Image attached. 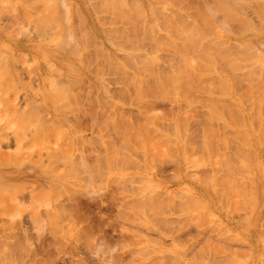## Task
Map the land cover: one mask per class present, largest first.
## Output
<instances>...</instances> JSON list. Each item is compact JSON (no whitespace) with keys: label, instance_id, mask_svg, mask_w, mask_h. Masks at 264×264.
<instances>
[{"label":"rangeland","instance_id":"obj_1","mask_svg":"<svg viewBox=\"0 0 264 264\" xmlns=\"http://www.w3.org/2000/svg\"><path fill=\"white\" fill-rule=\"evenodd\" d=\"M156 1L0 0V264H264V0L220 4L257 45L236 70L189 52L200 16L174 26L209 4Z\"/></svg>","mask_w":264,"mask_h":264},{"label":"bare ground","instance_id":"obj_2","mask_svg":"<svg viewBox=\"0 0 264 264\" xmlns=\"http://www.w3.org/2000/svg\"><path fill=\"white\" fill-rule=\"evenodd\" d=\"M122 1H123V0H122ZM166 1H167V0H166ZM166 1H165V0H160V2H159V1H156V4L164 5V4H166L167 2L170 1V3L172 2L173 5H174L175 2H173V1H176V0H172V1H171V0H168L167 2H166ZM222 1H223V0H221V1L219 0V2H218V0H213V3L215 2L214 4H217L216 2H218L219 5H215V8H214V5H213L212 8H214V9H212V8H211V5H212L213 3H212L211 1H210V3H207V2H209L208 0H207V2H206L205 0H203V2H205V5H206V4H207V5H208V4L210 5V4L212 3L210 6H209V5H208V6L206 5L207 7H206V6H205V7H206L207 11H208V10L211 11V12H210L211 14H210V13H209V14H210V16H213V17H212V18H213V21H214L215 18L217 19V20L215 19V21H214L215 24H214V25H212L213 22H212L211 20H210V21H211L212 23L208 24L209 22H208L207 20H208V18H209V19H211V18H210V16H208V14H206V13H208V12H206V11H205L206 13H205L204 15H207V18L203 15L205 9L203 10V5L201 6L200 4L198 5V7H196V8H199V9H195V8H194V7H195L194 5L197 6V4H194V5H193L194 7H193V6H189L190 8H192V7L194 8L193 14H196V13H197V15H193L192 12H190L192 15H191V14H189V15L187 14V16H186V15L184 16V14H183V13L180 14L181 12L179 13V11H178V13H177L178 15H177V14H175L177 11L175 10V12H174V10H173L172 8H167L166 6H162V8H163V9L166 8V10H168V11L171 9V10H172L171 13L173 14V16H174V15H177V16L179 17V14H180V19H179V20L183 21L184 23H183V25H182V22H181V24H180V21H179V23H177V22H178V17H177V16H176V17L174 16V17H175V20H173V21L176 22V25H174L175 27H176L177 25L184 26V24H186V20H187V22L190 21L189 24H191L190 27L192 28V29H190V30H191V31L193 30L194 33H195V31H194L195 28L198 29V30L200 31L199 26L196 25V24H198V23L195 24V23H193V21L188 20V19H191V18H193L194 16H195V17H194L193 19H195V18H198V17L200 16L201 18H198V19L203 21L202 23L204 24V29H206V30L204 31V33H205V32H206V33L210 32V33H209L210 35L214 34L213 38L209 39L210 36L208 37L207 35L203 34V32L201 33L202 36L200 37V36H199V35H200V34H199L200 32H198V30H196V32L199 34V35H198V34L195 33V35H198V39H197V36L194 37V40H195V41L192 42V45L189 43L190 40L188 41V47H190V48H189L190 50L188 49V47H185V46H184V47L187 48V49L189 50V52H190L191 54H193L194 56H195V55H196V56H199V58L202 59V60L205 59V60H204L205 62L209 61L208 64H210L211 62L214 63L215 60H216L219 64H220V63H221V64L223 63L225 66H228V65H229V66H230V67L228 66V67H229V70H232V69H233V70H234V69L236 70V69H237V68H236L237 66L235 67L234 63L232 64L231 61L227 60V59L225 58V56L222 54V52H225L226 54H227V52H228V54H230L229 56L232 57V55H231L232 52H231V51H232V47H233V46H235L234 48H236V46H238V43H239V44L242 43V44L239 45L240 47H243V48H244V47H245L244 44H245V45H246L245 48H248V47H250L251 45L255 44L256 42H253V41H255V39L253 40V39H251V38H250V39H247V38H246L245 40H242V41H241V37H240V35H236L237 33H239V32H237V30H235V33H236V34H235L234 31H231L232 29H228V28H227L228 25L226 24V19L228 18L227 16H229V14H228V13H225V10H226L227 8L230 9L231 6H230V7H227V6H226V7L224 8V5H223V6L220 5V4H222V3H221ZM224 1H225V0H224ZM227 1H228V0H227ZM236 1H237V0H236ZM253 1H254V0H253ZM181 2H185V0H182ZM199 2H202V1L199 0ZM229 2H230V1H229ZM231 2H233V0H232ZM231 2L229 3L230 5H231V4H234V2H233V3H231ZM261 2H262V1H261ZM127 3H128V2H127ZM135 3H136V2H135ZM179 3H180V1H179ZM179 3H178V4H179ZM185 3H186V4L189 3V0H188V2H187V0H186ZM185 3H183V6H181L182 8L186 6ZM226 3H227V2H226ZM226 3H225V5H226ZM259 3H260V2H259ZM259 3H258V5H257L258 7H260V5H261L262 3H264V1H263L260 5H259ZM116 4H117V1H116ZM124 4H125V3H124ZM136 4H138V2H137ZM136 4H135V5H136ZM176 4H177V3H176ZM184 4H185V5H184ZM192 4H193V0H192L191 5H192ZM201 4H204V3H201ZM227 4H228V3H227ZM179 5H180V4H179ZM189 5H190V4H189ZM117 6H118V5H117ZM124 6H125V5H124ZM138 6H139V4L137 5V7H138ZM216 6H217V7L221 6L222 9L220 10V9H219L220 7L217 8ZM262 6H264V5H261V7H262ZM128 7H129V6H128ZM135 7H136V6H135ZM149 7H150V6H149ZM151 7H152V5H151ZM153 7H154V6H153ZM158 7H159V6H158ZM158 7H157V8H158ZM189 7H188V8H189ZM209 7H210V9H209ZM162 8H161V9L159 8V10H161L160 12H163ZM182 8H181V9H182ZM186 8H187V6H186ZM186 8H184L185 11L190 10V8H189V9L187 8L188 10H187ZM223 8H224V9H223ZM139 9H140V8H139ZM184 9H183V10H184ZM200 9H201L202 11H201ZM216 9H217V12H219V13H217L216 11H214V13L216 12L215 14H220V15H216V16L214 15L213 10H216ZM218 9H219L220 11H219ZM229 9H228V10H229ZM231 9H233V8H231ZM231 9H230V10H231ZM257 9H258V8H257ZM121 10H123V8H122ZM195 10H197V11H195ZM198 10H200V11H199V14H200V15L198 14ZM222 10H224V13H221ZM228 10H227V11H228ZM260 11H261V9L259 10V12H257V11H256V12L259 13V15H260V13H262V11H261V12H260ZM130 12H131V11H130ZM130 12H128V11L125 12L127 17H130V15H131ZM136 12H137V11H136ZM169 12H170V11H169ZM173 12H174V13H173ZM194 12H196V13H194ZM200 12H203V13H200ZM263 12H264V11H263ZM128 13L130 14L129 16L127 15ZM134 13H135V12H134ZM164 13H165V12H164ZM141 14H142V13H141ZM168 14H169V13H168ZM221 14H222V15H221ZM227 14H228V15H227ZM230 14H232V13L230 12ZM255 14H256V13H255ZM134 15H135V14H134ZM162 15H164V14H162ZM165 15H166V14H165ZM201 15H202V16H201ZM225 15H226V16H225ZM259 15H258V16H259ZM167 16H168V15H167ZM170 16H171V15H169V17H170ZM181 16H182V17H181ZM214 16H215V18H214ZM217 16H220V17H218V18H220V19H218ZM221 16H223V17H221ZM261 16H263V14H262ZM119 17H120V16H119ZM123 17H124V16H123ZM132 17H133V16H132ZM162 17H163V19L166 18V17H164V16H162ZM174 17H173V18H174ZM185 17H187L188 19L185 20ZM202 17H203V18H202ZM124 18H126V17H124ZM130 18H131V17H130ZM167 18H168V17H167ZM167 18H166V19H167ZM171 18H172V17L169 18V21H168V19H167V21H168L167 23H171V22H172V21H170ZM182 18H183L185 21L182 20ZM258 18H259V17H258ZM163 19H162V20H163ZM198 19H197V20H198ZM260 19L262 20L263 18L261 17ZM260 19H259V20H260ZM176 20H177V21H176ZM195 20H196V19H195ZM197 20H196V21H197ZM262 21H263V20H262ZM262 21H261V22H262ZM175 22H174V24H175ZM244 22H245V21H244ZM172 23H173V22H172ZM192 23H193V26H196V27H194V29H193V27H192ZM202 23H201V25H203ZM194 24H195V25H194ZM169 25H172V24H169ZM210 25H212L213 27H212V26L210 27ZM181 26H179V27L177 26V27H178V28H182ZM185 26H187V24H186ZM190 27L188 26V28H190ZM197 27H198V28H197ZM184 28H186V27H184ZM186 29H187V28H186ZM207 29H208V30H207ZM215 29H216V31H215ZM220 29H221L223 32H221ZM249 29H250V28H249ZM210 30H211V31H210ZM246 30H247V29H246ZM194 33H193V34L191 33V34L194 35ZM211 33H212V34H211ZM242 34H243V33H242ZM242 34H241V35H242ZM192 35H191V36H192ZM0 36H1V35H0ZM243 36H244V34H243ZM0 38H1V37H0ZM257 42H258V44H259L260 41H257ZM262 42H263V41H261L260 43H262ZM263 44H264V42H263ZM263 44H262V46H264ZM200 45H202L203 48H202ZM241 45H242V46H241ZM255 45H256V44H255ZM259 45H260V44H259ZM186 46H187V45H186ZM239 46H238V47H239ZM256 46H257V45H256ZM256 46L253 45V46H252L253 49H255ZM238 47H237L235 50H238V49L240 50V48H238ZM185 48H184V49H185ZM228 48H229V49H228ZM234 48H233V49H234ZM243 48H241V51H244V50H245V49L243 50ZM175 49H176V48H175ZM175 49H174V50H175ZM230 49H231V50H230ZM250 49H251V48H250ZM253 49H251V51H253ZM256 49H257V48H256ZM174 50L172 51L173 55H171V56H175V55H174ZM188 50H185L186 55L189 54V53L187 52ZM251 51H250V52H251ZM260 51H261V50H260ZM175 52H176V57H177V58H178V57H182V54L184 55V51L180 52V50H179V51L176 50ZM230 52H231V53H230ZM254 52H255V50H254ZM177 53H179V54L182 53V54H181V56H180V55L177 56V55H178ZM228 54H227V55H228ZM186 55H185V56H186ZM185 56H184V57H185ZM255 56H257V53H256ZM133 57H134V56H133ZM176 57H175V58H176ZM130 58H131V57H129L128 60H129ZM136 58H137V57H136ZM255 58H256V57H255ZM133 59H134V58H133ZM181 59H182V58H181ZM190 59H191V58H190ZM236 59H237V58H236ZM257 59H259V58H257ZM135 60H137V61H135ZM138 60H139V59H134V60H130V61H131V63H132V61H134V63H135V62L139 63ZM146 60H149V59H146ZM184 60H186V59H183L184 64H182L183 62H182V63L180 62V63H181L182 65H185V66L188 65L187 61H189V60H186V64H185V61H184ZM212 60H213V61H212ZM233 60H234V61H237L238 59H237V60L233 59ZM233 60H232V61H233ZM260 60H261V59H260ZM110 61H111V60H110ZM113 61L115 62V64H116V63H117V64L119 63V62H116L115 60H112V62H113ZM126 61H127V60H126ZM130 61H129V62H130ZM139 61H140V60H139ZM178 61H179V60H178ZM219 61H220V62H219ZM227 61H228L229 63H228ZM243 61L246 62L247 64H246V63H244V64H246V65L241 64V65H243V66L241 67V65H240L239 68L241 67V69H242L244 66H245L246 68H247V66H248V67H251V65H250V66L248 65V59H246V61L243 59ZM112 62H110V64H111ZM141 62H142V63H139V64L141 65V67L144 68L143 64H144L145 60L142 61V58H141ZM146 62H147V61H146ZM148 62H149V64H150V60H149ZM151 62L154 63L153 61H151ZM257 62H259V61H257ZM131 63H129V64H131ZM137 63H135V64H137ZM152 63H151V64H152ZM155 63H156V62H155ZM157 63H158V62H157ZM259 63H261V65H262V62H259ZM259 63H258V64H259ZM121 64H122V63H121ZM135 64H134V65H135ZM139 64H137V66H138ZM158 64H159V63H158ZM214 64H216V63H214ZM223 64H222V66H223ZM119 65H120V63H119ZM146 65H147V64L145 63V66H146ZM259 65H260V64H259ZM111 66H113V64H111ZM117 66H118V65L114 66V67H115L114 69H117ZM122 66H123V65H122ZM122 66L120 67L121 70H123V67H122ZM158 66H159V65H158ZM147 67H150V66L147 65ZM161 67H162V66H161ZM228 67H227V68H228ZM258 67L260 68V67H263V66H258ZM139 68H140V67H139ZM139 68H137V69H138V72L141 71V69L139 70ZM145 68H146V67H145ZM224 68H225V67H224ZM231 68H232V69H231ZM253 68H254V67H253ZM255 68H256V67H255ZM259 68H257V69H259ZM137 69H135V70L137 71ZM148 69H149V68H148ZM248 69H250V68H248ZM248 69H247V70H248ZM261 69H262V68H261ZM117 70H118V69H117ZM121 70H120V71H121ZM142 70H143V69H142ZM149 70H150V69H149ZM221 70L223 71V68H222ZM239 70H240V69H239ZM123 71H125V70H123ZM250 71H251V70H250ZM253 71H254V70H253ZM253 71H252V72H249V76H250V77H251V75L253 74ZM257 71H258V70H257ZM260 71H261V70H260ZM262 71H264V70L262 69ZM262 71H261V72H262ZM125 72H126V71H125ZM125 72H123V73H125ZM141 72H142V71H141ZM141 72H140V73H141ZM184 72L187 73V72H191V71H188V70H187V71H184ZM261 72H260V73H261ZM140 73L138 74V76L141 75ZM173 73H174V72H173ZM250 73H251V74H250ZM254 73H256V71H254ZM257 73H258V76H257V75H256V76L259 78V71H258ZM257 73H256V74H257ZM262 73H263V72H262ZM125 74H126V73H125ZM191 74H192V73H191ZM194 75H195V74H194ZM194 75H191V76H192L191 78H193V80L191 79V81H189V82H191V83H189V84H190V87H189L188 82H187L188 80H190V78H188V76L190 77V73H189V75L186 74V76H187V77L185 76L186 78L184 77V78H185V82H186V84H185V82H184V78L181 80V82L179 83V85H180V84L182 83V81H183V83H184L186 86H185L183 83H182V84H183V87L178 86L179 89H180L179 97H180V95H181V93H182V92H181V88L184 89V87H185V88L188 87V89L186 88V90L188 91V90L192 89L193 86L196 87V84H197L198 82L195 81L196 83H195V85H194V83H193V82H194V79H195V77H193ZM260 75H262V74H260ZM128 76H129V75H128V72H127V77H126V78L128 79V82H129V78H128ZM132 76H133V75H132ZM142 76H143V75H141V77H142ZM173 76H175V75H173ZM173 76H171V77H173ZM195 76H196V75H195ZM253 76H254V75H253ZM263 76H264V73H263ZM263 76H262V77H263ZM133 77H134V76H133ZM133 77H132V80H130V82L136 80V81H137L136 85H137L138 88L141 90V87H139L141 83H138L140 80H137L138 78H136L135 80H133V79H134ZM176 77H177V76H176ZM196 77H197V76H196ZM260 77H261V76H260ZM130 78H131V76H130ZM187 78H188V79H187ZM197 78H198V77H197ZM197 78H196V80H197ZM178 79L180 80L181 78L179 77ZM221 79H222V78H221ZM255 79H256V78H255ZM255 79H253V80H255ZM262 79H264V78H262ZM262 79L259 80V82L261 81V84H262ZM142 80H143V79H142ZM164 80H165V79H164ZM164 80H163V81H164ZM251 80H252V79H251ZM251 80H247V82H251V83H248V84H250V85L252 84V81H251ZM136 81H135V82H136ZM171 81H172V80H171ZM174 81H175V80H174ZM177 81H178V80H177ZM177 81H176V82H177ZM224 81H225V80H223V81L221 82V84L224 83ZM130 82H129V83H130ZM140 82H141V81H140ZM142 82H143V81H142ZM157 82H158V81H157ZM157 82H155V83H156V85H155L156 87L158 86V85H157ZM176 82H175V83H176ZM254 82H255V81H254ZM257 82H258V80L255 82L256 84L253 83V85L255 84V85H257L258 87H260V86H259L260 84H258ZM263 82H264V80H263ZM132 83H133V82L130 83V89H131V88H134V87L136 86V85H135V86L133 87V85H134L135 83H134L133 85H132ZM158 83H159V82H158ZM161 83H162V80H161ZM165 83H166V82H164V84L162 83L161 85H160V83H159V86H162V85H163L162 87L164 88V86L167 85V83H166V84H165ZM171 83H172V82H171ZM225 83H226V82H225ZM225 83H224V84H225ZM125 84H126V83H125ZM127 84H128V83H127ZM142 84H143V83H142ZM173 84H174V83H173ZM224 84H222V85H224ZM131 85H132V87H131ZM174 85H176V84H174ZM253 85H251V87H252ZM255 85H254V86H255ZM153 86H154V85H153ZM155 86H154V87H155ZM168 86H169V85H168ZM191 86H192V88H191ZM224 86H225L224 89H226V87H228L227 84H225ZM261 86H262V85H261ZM54 87H55V86H54ZM162 87L159 88V92L161 91V92H160L161 94L164 93V92H163L164 89H163ZM175 87H176V88H175ZM175 87H174L173 90H175V92H176L177 89H178V87H177V85H176ZM52 88H53V87H52ZM135 88H136V87H135ZM138 88H137V89H138ZM169 88L172 89V87H169ZM254 88H257V87L255 86ZM57 89H58V88H57ZM128 89H129V88H128ZM154 89H155V88H154ZM157 89H158V87L156 88V91H157V92H156V91H155V92H156V93H159ZM183 89H182V90H183ZM258 89H259V88H258ZM258 89H256V91H257ZM58 90H59V89H58ZM133 90H134V89H133ZM140 90H137V91H138V93L141 94V97H142L145 93L142 94V91H140ZM162 90H163V91H162ZM184 90H185V89H184ZM184 90H183V91H184ZM186 90H185L184 92H187ZM259 90H261V89H259ZM259 90H258V91H259ZM56 91H57V90H56ZM59 91H60V90H59ZM127 91H128V90H127ZM137 91H136V92H137ZM139 91H140V92H139ZM165 91H166V90H165ZM253 91H254V90H253ZM153 92H154V91H153ZM155 92H154V93H155ZM184 92H183V93H184ZM251 92H252V91H251ZM263 92H264V91H263ZM175 94H176V93H175ZM254 94H255V93H254ZM256 94H257V96H258V93H256ZM61 95H62V94H61ZM128 95H129V93H128ZM263 95H264V94H263ZM51 96H52V95H51ZM60 97L64 98L65 96L63 97V95H62V96H60ZM60 97H59V98H60ZM136 97H137V96H136ZM259 97H260V95H259ZM261 97H262V95H261ZM128 98H131V97L128 96ZM138 98L141 100L140 96H139ZM142 98H143V97H142ZM258 99H260V98H258ZM130 100H131V99H130ZM65 101H67V98L65 99ZM141 101H142V100H141ZM261 101H262V100H261ZM65 103L67 104L68 102H65ZM138 103H139V102H138ZM146 104H147V103H146ZM67 105H68V104H67ZM147 105H148V104H147ZM8 107H9V106H8ZM10 107H11V106H10ZM147 107H148V106H147ZM14 108H15V107H11V108H9V109H10L9 111H10V114H11V115H12V113H13V115H14L15 113L18 112V110H17V112H16V111L14 110ZM140 109H141V108H140ZM214 109H215V108H214ZM214 109H213V110H214ZM226 109L228 110V109H230V108H229V107L227 108V106H226ZM237 109H238V108H237ZM11 110H12L13 112H12ZM258 110H259V109H258ZM258 110H257V111H258ZM214 111H215V110H214ZM214 111L211 110V112L215 113L216 111H215V112H214ZM236 111H238V110H236ZM11 112H12V113H11ZM14 112H15V113H14ZM255 112H256V111H255ZM0 113H1V111H0ZM141 113H142V112H141ZM228 113H229V114H232V113H230V112H228ZM3 114H4V113H1V115H3ZM121 114H122V113H121ZM139 114H140V113H139ZM139 114H138V115H139ZM216 114H217V112H216ZM216 114L213 115L214 118H213L212 115H211L212 117H211V116H210V117L213 118V119H215ZM253 114H255V113H252L251 115H253ZM256 114H257V113H256ZM258 114H259V113H258ZM125 115H126V116H125ZM125 115H124V116H125L126 119H127L129 116L127 117V114H125ZM140 115H141V114H140ZM175 115H176V113L174 114V117H175ZM238 115H240V114L238 113ZM15 116H16V114L14 115V117H15ZM17 116H18V113H17ZM109 116H113V115H109ZM179 116L181 117L180 114H179ZM257 116H258V115H257ZM263 116H264V115H263ZM263 116H262V118H263ZM0 117H1V116H0ZM116 117H117V116H116ZM121 117H123V114L121 115ZM180 117H179V119H180ZM206 117H207V116H206ZM206 117H204V118L206 119ZM217 117H218V115H217ZM255 117H256V116H255ZM255 117H254V118H255ZM1 118H2V117H1ZM1 118H0V120H2ZM111 118L113 119L114 116L111 117ZM141 118H142V117H141ZM181 118H182V117H181ZM218 118H219V117H218ZM218 118H217V120H218ZM250 118H251V117H250ZM257 118H258V117H257ZM114 119H115V118H114ZM120 119H122V120H120ZM124 119H125V118H124ZM124 119H123V118H119L118 120L115 119V121H119V120H120V121H124ZM208 119H209V118H208ZM208 119H207V121H208ZM213 119H212V120H213ZM230 119H231V121L233 120L232 118H230ZM237 119H238V121L240 120V118H237ZM255 119H256V118H255ZM4 120H6V119H4ZM127 120H128V119H127ZM140 120H141V119H140ZM149 120H150V119H149ZM158 120H159V119H158ZM183 120H184V119H183ZM219 120H220V119H219ZM250 120H252V118H251ZM258 120H260V119L258 118ZM64 121H65V120H64ZM109 121H110V118H109ZM111 121H112V120H111ZM125 121H126V120H125ZM177 121H178V120H177ZM181 121H182V120H181ZM233 121H234V120H233ZM235 121H236V120H235ZM262 121H263V119H262ZM210 133H211V132H210ZM2 139H3L4 141H5V140L8 141V138H7L6 136H3V135L0 134V140L2 141ZM251 155H252V154H251ZM251 161H252V160H251ZM252 164H253V163H252ZM248 174H249V173H248ZM249 176H250V175H249ZM252 177H253V173H252ZM205 178H206V177H205ZM218 178H219V177H218ZM249 178H250V177H249ZM250 179H251V178H250ZM252 179H253V178H252ZM210 180H211V179H210ZM226 180H227V179H226ZM241 180H242V179H241ZM239 182H240V181H239ZM207 183H208V182H207ZM232 183H233V180H232V182L229 183V184L232 185ZM242 183H243V181H242ZM220 186H222V185H220ZM235 186H236V184H235ZM205 187H206V186H205ZM228 188H230V187H228ZM230 189H231V188H230ZM234 191H235V190H234ZM242 191H245V189L242 190ZM242 191H239V192H242ZM239 192H238V193H239ZM253 192H254V191H253ZM246 193H247V192H246ZM255 193H256V192H255ZM241 194H245V193L242 192ZM219 195H220V194H219ZM224 195H225V194H224ZM246 196H247V195H245V197H246ZM245 197H244V198H245ZM245 200H246V199H245ZM236 201H237V200H236ZM235 204H238V203L236 202ZM242 205H244V204H242ZM243 208H244V207H243ZM249 208H250V207H249ZM251 210H252V209H251ZM211 218H212V217H211ZM248 224H249V223H248ZM236 225H237V224H236ZM243 241H244V240H243ZM244 242H245V241H244ZM245 244H246V243H245Z\"/></svg>","mask_w":264,"mask_h":264}]
</instances>
